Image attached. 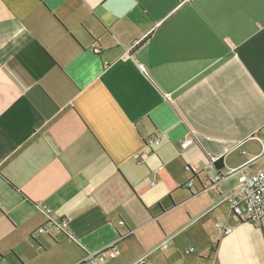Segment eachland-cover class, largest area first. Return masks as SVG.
I'll use <instances>...</instances> for the list:
<instances>
[{
    "label": "crops",
    "instance_id": "crops-1",
    "mask_svg": "<svg viewBox=\"0 0 264 264\" xmlns=\"http://www.w3.org/2000/svg\"><path fill=\"white\" fill-rule=\"evenodd\" d=\"M263 134L264 0H0V264H264L202 169Z\"/></svg>",
    "mask_w": 264,
    "mask_h": 264
},
{
    "label": "built area",
    "instance_id": "built-area-1",
    "mask_svg": "<svg viewBox=\"0 0 264 264\" xmlns=\"http://www.w3.org/2000/svg\"><path fill=\"white\" fill-rule=\"evenodd\" d=\"M184 2L186 0H179ZM193 140H187L182 142L181 147L183 150H187L192 144ZM159 144L157 137H152L147 141L145 145V152H152L151 145ZM242 155H246L245 151L241 152ZM264 159V134L261 140V151L251 161L243 164L239 168L232 169L227 175L217 170L216 164L219 159L210 158L205 164L202 165V169L208 172H214V175L208 178L210 188H219L221 184L226 182L232 177L238 178V184L234 188L230 189L228 194L223 199V202L228 206V216L232 218L235 224L240 223H260L264 219V166L260 169L251 172L250 168L258 161ZM199 168L195 166L189 167V171L195 176L199 173ZM192 185V182L188 186ZM42 210L47 211V207H42ZM68 220L63 219L60 223L49 222L38 230L39 234H45L48 228L52 226L65 229ZM216 230L222 236H228L232 233L233 227L229 226L225 222H218L215 225ZM173 241V238H167L159 245H157L149 254L142 257L133 264H147L149 255L153 252H163L168 249L169 245ZM197 252L195 247H189L185 250L186 255H193ZM118 250L115 246H110L100 252L91 253L83 261V264H105L108 261L114 260L118 256Z\"/></svg>",
    "mask_w": 264,
    "mask_h": 264
},
{
    "label": "trees",
    "instance_id": "trees-1",
    "mask_svg": "<svg viewBox=\"0 0 264 264\" xmlns=\"http://www.w3.org/2000/svg\"><path fill=\"white\" fill-rule=\"evenodd\" d=\"M216 167H217V170L219 172H222L223 171L224 164H223V160L222 159H219L218 163L216 164Z\"/></svg>",
    "mask_w": 264,
    "mask_h": 264
}]
</instances>
